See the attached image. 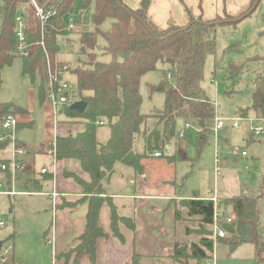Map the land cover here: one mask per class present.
Returning <instances> with one entry per match:
<instances>
[{
	"label": "trees",
	"instance_id": "1",
	"mask_svg": "<svg viewBox=\"0 0 264 264\" xmlns=\"http://www.w3.org/2000/svg\"><path fill=\"white\" fill-rule=\"evenodd\" d=\"M46 1L37 0L40 5H44ZM255 2L256 0H250L247 11L237 16L226 14V19L231 22L203 21L200 16H194L191 10L185 7L187 25L179 27L173 24L162 30L153 23L146 11L141 8L132 10L124 5L122 0H84L82 12L92 6L93 29L79 34L78 66L71 73L76 78V97L79 95L86 107L83 112H79L71 107V103H66L57 111L63 113L68 122L85 124V130L75 136L68 134L65 137H57L54 143L57 161L78 160L83 172L90 177V182L86 183L76 175L65 174L73 178L85 194L79 201L66 204L67 207L73 209L81 201L87 200L88 211L84 232L77 239L78 244L67 252H62L57 259H63L64 264H68L73 256L72 264H78L82 256H87L90 264H98L96 241L107 236L97 225L99 210L104 203L111 211L110 226L116 239L123 242L118 223L124 224L132 231L136 230L133 221L118 217L111 201L100 197L104 194L103 184L113 174L115 164L131 167L137 175L143 174L144 161L174 136L178 118L193 120L197 124V150H202L209 133L207 121L214 118L213 107L199 88L205 58L214 52V43L206 34L210 28L218 25H236L249 15L248 12ZM74 3L75 0H50L48 7L54 14L42 27L30 0H0V88L2 70L11 66L14 59L21 58L22 74L27 75L32 83H35V78L38 77V102L43 104L47 101L50 90L48 67L52 72L56 71V58L60 51L58 39L68 33L66 22ZM18 15H21L25 22L24 44L27 55L23 57L17 55ZM106 19H111L112 23L107 31H102L100 26ZM99 38L104 40L102 47L98 43ZM105 55L110 56L108 62L98 60ZM79 56L85 57L86 60L82 61ZM250 60L264 62V57ZM242 66L243 64L230 63V72L236 73ZM157 69L161 71L171 90L166 92L162 111L143 115L140 112V81L145 74ZM251 99L250 108L256 114L264 115L262 88L256 86ZM9 113L18 115L28 112L13 103H0V120ZM238 113L246 117L247 109H241ZM100 120L106 122L110 131L109 139L103 144L99 143L95 136L96 122ZM137 138H141L144 143L143 154L133 151V143ZM4 148L5 145L0 144V161ZM45 178L51 180V175ZM192 198L194 199L186 201L190 214H200L203 216V223H210L212 204L196 199V195ZM258 200L262 202L264 209V180L255 197L232 199L236 221L233 225L224 226L228 233L234 234L236 231L238 235L235 245L228 241L231 250L246 242L259 246L254 225L259 218L256 209ZM175 218H180L178 211ZM206 234L209 235L208 232ZM200 245L202 248L194 247L191 255L197 260L206 259V251L212 253V241L209 238H201ZM185 255V250L176 247L171 257L186 264ZM131 264H138L137 255L133 257Z\"/></svg>",
	"mask_w": 264,
	"mask_h": 264
},
{
	"label": "rangeland",
	"instance_id": "2",
	"mask_svg": "<svg viewBox=\"0 0 264 264\" xmlns=\"http://www.w3.org/2000/svg\"><path fill=\"white\" fill-rule=\"evenodd\" d=\"M49 1L47 0L41 6L51 9L48 7ZM83 3L84 0H75L69 15L74 21L75 28L72 31L67 30V34L59 37L60 51L56 58V71L60 72L61 81L67 82L73 94L76 95V79L71 72L78 66L79 34L93 29L92 6L81 13ZM249 5L250 0H222V10L227 13L230 11L240 14L247 11ZM226 18L224 15L216 18L215 21H230ZM111 23V19H106L100 26V30L107 31ZM206 37L213 41L214 52L205 58L199 88L204 98L211 103L214 118L227 119L225 127L219 130L215 143L212 132L214 118L207 121L208 137L202 150L198 152L197 124L193 120L178 118L175 122L174 136L160 146V151L163 153L162 160H172L169 163H172L174 167L178 193L190 197L197 191L202 200L209 199L215 193L222 202V205L219 203V211L225 215H231L233 214L232 199L255 197L264 180V115L256 114L250 108L252 93L256 86L262 88L264 92V62L250 60L255 57H264V0H261L255 10L236 25L225 24L212 27ZM98 43L102 46L104 40L99 38ZM79 57L82 61L86 60L85 57ZM98 60L108 62L110 56L105 55ZM230 63L243 64V66L238 72L232 74L229 69ZM50 73L54 75L55 71L52 72L48 67L49 79ZM1 76L0 103H13L22 107L29 112L33 120L29 127L23 126L17 130V139L26 145L32 157L34 155L35 171H40L46 166L48 171L55 173L56 163H52L47 155L45 158L35 155L38 148L43 154L52 148L51 142L47 140V136L51 133L50 120L46 117L45 105L40 104L37 98L38 77L36 76L35 83H32L27 75L22 74L21 58L14 59L11 66L5 67ZM169 90L171 88L160 70L145 74L139 85L142 98L141 114L153 115L162 111L166 92ZM78 98L81 101L79 95ZM241 109H247L246 117L255 120L252 123L241 121L239 128H232L231 119L243 118L238 113ZM54 122L61 124L68 120L63 113L57 111ZM186 125L188 128L185 135L179 139L178 134ZM250 127L260 128L259 135H253ZM95 136L97 141L106 142L109 128L105 121L102 125H97ZM183 143H185L184 148ZM215 146L222 157V170L216 179L213 176ZM232 148H237L239 153L245 152V156L229 154ZM133 150L136 153H144V143L141 138H137L133 143ZM169 157L171 160L168 159ZM151 163L148 165L152 166L149 169L150 172L156 168L153 166L154 162ZM119 165L117 164V173ZM131 173L133 177L136 175L132 170ZM29 177H33V174H29ZM27 187L30 190L34 189L32 184H28ZM262 207V202L258 200L256 209L259 212V218L254 225L259 249L256 250L255 243L246 242L239 244L230 252L229 245L222 243L216 247L214 264H264V209ZM52 208L53 201L47 197L31 195L0 198V209L4 214L3 220L6 221V228L0 232V238L14 233V261L12 259V263L9 264H60L53 255L52 241L48 242L51 239L52 213L54 212ZM206 232L204 228L197 231L202 238H209ZM253 236L255 237L254 234ZM197 261L190 260L188 263L208 264L204 261L197 263ZM211 263L210 261L209 264ZM138 264L179 263L165 257L145 259Z\"/></svg>",
	"mask_w": 264,
	"mask_h": 264
},
{
	"label": "crops",
	"instance_id": "3",
	"mask_svg": "<svg viewBox=\"0 0 264 264\" xmlns=\"http://www.w3.org/2000/svg\"><path fill=\"white\" fill-rule=\"evenodd\" d=\"M141 1L143 0H122L123 4L132 10L140 9ZM148 1L149 6L146 13L153 23L162 30L168 29L170 25L173 24L179 27L187 25L188 18L185 7L190 9L194 16H200L203 21H212L226 14L231 16L239 15L236 12L233 13L229 11L228 14L226 11H223L222 0H180L181 2L178 0ZM78 101H80L79 98L76 97V94H73L70 98V103L72 104ZM43 105H45L46 108V117L50 120L51 133L47 136V140L51 143H53L57 137H65L68 134L75 136L85 130V124L82 122L55 123V109L53 105L48 101H45ZM28 113L17 115L19 128L32 124L33 120ZM109 137L110 131L107 140ZM20 142L23 143L22 141ZM182 147H185V143H183ZM158 151H160V149ZM35 155L44 156V158L47 157L40 152L39 148ZM7 156L8 153H2L1 155L3 158ZM162 158L163 153L161 157L151 156L149 159H146L144 161V173L141 175L136 174L134 177L131 176V170L133 172L134 170L122 164L119 165L117 173V163L114 166L111 177L104 182V194L100 195V197L107 199V201H111L118 217L133 221L136 230L132 231L124 224L118 223V230L123 237V242L116 239L112 234L110 226L111 211L108 205L104 203L99 210L97 225L107 236L99 238L96 241V258L98 264H131L135 255L138 256V263L145 259L166 257L169 260L182 264L171 257L176 247L182 251L184 247L187 255L186 264H189L188 261L190 260L197 261V259L191 257L194 247L202 248L200 245L202 236L199 235L197 231L200 230V228H204L208 232V226L202 222V215L196 213L190 214L186 201L194 199L192 198L194 195L198 197L196 199H202H200L197 191L193 192L190 197H185L178 193L179 190H177V184L174 178V167L172 163H169L172 162V160L170 158L169 160L171 161L167 159L162 160ZM26 161L27 170L22 176V181H20L21 187L30 192H42L47 194L55 192L59 194L55 199L49 195H32L47 197L53 201L52 209H54V212L52 213L51 239L48 240V242L50 243V241H52V252L56 258L62 252H67L78 244L77 239L84 232L86 213L88 211L87 200L81 201L73 209L67 207L66 204L79 201L85 197V194H83L77 182L65 174L76 175L86 183L90 182V177L83 172L78 160L66 159L58 161L56 162L55 173L49 171L47 174H41V170L35 171L33 167L35 164L34 155L32 157L29 154ZM151 162H154L153 166L156 168L150 172L149 169L152 166L148 165L152 164ZM156 170H158V172H156ZM31 173L33 177H29ZM47 175H51V180L45 178ZM214 179H216L215 176ZM28 184H32L34 189L30 190L27 187ZM220 203L222 205V202ZM176 211L179 212L180 218L178 220L175 218ZM230 216H234V213ZM228 235L229 238L218 241L217 247L222 243L228 244V241L231 240L233 235H237V232L235 231L234 234L228 233ZM10 236L13 239L14 233H11ZM255 246L256 250L259 249L256 243ZM229 251H233L230 249V246ZM206 254L207 258L201 261L209 264L210 261L212 262V253L206 251ZM12 259L14 261V251ZM57 260L58 263L64 264L63 259ZM72 261L73 256L70 258L68 264H72ZM201 261H197V263ZM10 263H12V260ZM78 264H90L88 257L82 256Z\"/></svg>",
	"mask_w": 264,
	"mask_h": 264
},
{
	"label": "built area",
	"instance_id": "4",
	"mask_svg": "<svg viewBox=\"0 0 264 264\" xmlns=\"http://www.w3.org/2000/svg\"><path fill=\"white\" fill-rule=\"evenodd\" d=\"M33 8L35 10V16L40 21L41 26L43 27L48 19L54 14L52 9H46L39 5L37 0H30ZM17 29L16 35L18 39V56H26V46L25 42V22L21 15H18L16 18ZM67 30L72 31L74 29V21L71 17L67 19L66 22ZM51 72V71H50ZM50 90L47 95V101L50 102L54 107V114L57 110L61 108L64 104L69 103L70 98L73 95V90L69 87L67 82H62L60 78V72L55 71L54 75L50 73ZM255 119L249 117L243 118H234L231 119V127L239 128L240 122L245 121L252 123ZM227 119L220 117L214 118V125L212 132L215 137L218 135L219 130L225 127ZM103 120L97 121V125H102ZM19 120L17 115L7 114L0 120V144H4L5 148L3 153H8L6 158L1 157L0 161V198H12L17 196H31V195H49L53 199L59 196L58 193H42V192H30L25 190L18 185L22 181V176L26 173L27 166V156L30 154L26 145L21 143L17 137L16 132L18 130ZM188 126L184 127V130L181 131L178 135L179 138H182L185 135ZM250 131L253 135H259L260 128L250 127ZM52 148L47 152V155L52 163H56L57 159L55 156V143L50 144ZM216 145V144H215ZM229 154L233 156H245V152L239 153L237 148H232L229 151ZM154 157H161V151H155L153 153ZM222 170V157L219 151L216 150L213 155V172L215 178L220 175ZM41 174H47L49 171L44 167L41 171ZM212 204V218L211 222L207 224L209 239L212 241V263L214 264L215 259V250L218 244V241L221 239L229 238L228 232L224 229L225 225H233L236 221L234 216L225 215L223 212L219 211L220 200L216 197L214 193L209 199H207ZM6 228V221L3 220V212L0 209V232ZM14 251L13 239L10 235L0 238V264H9L12 260V255Z\"/></svg>",
	"mask_w": 264,
	"mask_h": 264
},
{
	"label": "water",
	"instance_id": "5",
	"mask_svg": "<svg viewBox=\"0 0 264 264\" xmlns=\"http://www.w3.org/2000/svg\"><path fill=\"white\" fill-rule=\"evenodd\" d=\"M258 1H259V0H256V2H255V4H254V6H253L252 9H254V8L256 7ZM148 6H149V1H148V0H143V1L141 2V4H140V8H141L142 10H144V11L147 10ZM252 9H251V10H252ZM251 10L248 12V14L251 13ZM227 22H231V21H227ZM71 107H72L73 109L79 111V112H83L84 109H85V107H86V104H85L84 102L78 101V102L72 103ZM18 185L21 186V183L19 182ZM237 242H238V236H237V235H233V236L231 237L230 244H231V245H235ZM182 249L184 250V247H183Z\"/></svg>",
	"mask_w": 264,
	"mask_h": 264
}]
</instances>
